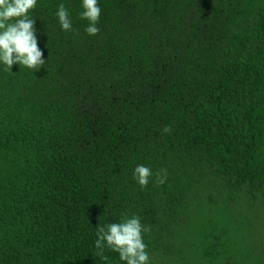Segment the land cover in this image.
<instances>
[{
	"label": "trees",
	"instance_id": "1",
	"mask_svg": "<svg viewBox=\"0 0 264 264\" xmlns=\"http://www.w3.org/2000/svg\"><path fill=\"white\" fill-rule=\"evenodd\" d=\"M99 6L37 0L44 66L0 63V264H124L96 226L134 214L150 264H264V0Z\"/></svg>",
	"mask_w": 264,
	"mask_h": 264
},
{
	"label": "clouds",
	"instance_id": "2",
	"mask_svg": "<svg viewBox=\"0 0 264 264\" xmlns=\"http://www.w3.org/2000/svg\"><path fill=\"white\" fill-rule=\"evenodd\" d=\"M37 0H0V63L6 71H11L14 64L28 69L38 70L44 66V54L38 44L35 20L29 13L36 8ZM83 11L81 19L88 21L85 32L90 36L100 33L97 26L101 17L99 0H82ZM55 15L63 31H75L68 8L64 3L57 7ZM162 132H171V126L165 125ZM153 171L145 165H137L133 177L142 187H146ZM167 179V169L155 173V182L164 184ZM151 226L141 223L139 215L124 216L119 222H107L96 226L94 242L95 255L108 262L105 249L118 253L119 260L124 264H150L147 244L144 234L150 232Z\"/></svg>",
	"mask_w": 264,
	"mask_h": 264
},
{
	"label": "rangeland",
	"instance_id": "3",
	"mask_svg": "<svg viewBox=\"0 0 264 264\" xmlns=\"http://www.w3.org/2000/svg\"><path fill=\"white\" fill-rule=\"evenodd\" d=\"M256 217H257L258 220H260L258 222L260 224L262 222L261 220H264V213L262 211H258L256 213ZM251 232L254 233V234H256V235H258L259 237H263L264 229H262L261 227L260 228L255 227ZM236 238H237V236H236ZM240 243H244L245 244V242H242V241ZM223 253L225 255L226 254V251H224ZM223 260H224V257H221V259H220L219 262H222Z\"/></svg>",
	"mask_w": 264,
	"mask_h": 264
}]
</instances>
